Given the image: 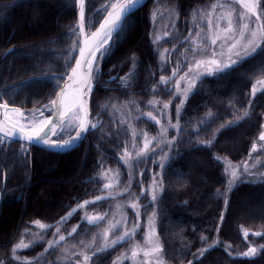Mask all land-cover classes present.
Wrapping results in <instances>:
<instances>
[{
	"label": "trees",
	"instance_id": "obj_1",
	"mask_svg": "<svg viewBox=\"0 0 264 264\" xmlns=\"http://www.w3.org/2000/svg\"><path fill=\"white\" fill-rule=\"evenodd\" d=\"M213 1L148 0L130 14L119 39L113 37L112 51L100 62L103 75L94 81L90 100L92 118L100 111L99 106L107 105L99 117L101 127L89 132L76 148L52 152L31 146L25 156L21 146H28L23 143L11 141L0 146V189L6 188L1 192L0 260L7 264L11 249L23 230L37 220L52 227L46 228L42 240L34 242L28 249L17 251V255L29 259L43 254L34 264H53L63 247L75 245L81 248V240L87 244L93 236L98 238L113 204L126 199V195L118 199L107 198L86 207L95 213L108 210L105 220L97 225L82 223L81 209L75 211L60 229L68 233L69 227L79 224L77 232L67 235L60 248L44 252L47 238L60 224L61 218L76 209L77 204L103 192V182L95 180L102 171L118 172V188H128L129 174L120 160L128 133L114 123L115 115L109 107L112 104H138L141 110H145L146 103L152 98L172 99L164 90L169 86L159 85V77L169 76L176 61L181 60L179 52L186 47L181 41L191 28L192 12ZM108 2L85 0L87 32L102 20L106 13L98 9ZM156 6L176 9L175 28L167 38L158 42L152 38V13ZM77 16L75 0H0V102L7 100L10 106L29 113L53 98L54 82L40 78L64 72V61L75 39L70 29L76 26ZM173 46L176 50L169 52V56L161 53L163 49L170 51ZM165 55L166 65L162 64ZM262 61L264 54H258L228 75L206 77L202 85L198 84L182 111L181 132L177 134L174 128L168 130V138L176 137L178 142L170 152L172 158L163 172L153 164L152 158L133 162L129 196L140 195L141 189L150 181L152 169L164 178L160 199L152 205L145 193L139 201L141 227L134 238L94 256L89 264H113L132 241L142 240L146 220L153 208L157 213L156 231L164 244L166 263L188 264L191 260L192 264H264V251L254 258L241 255L250 244L264 245V181L238 182L228 192L227 205L221 195L226 187L222 159L235 163L243 161L249 157L253 143H259L264 120V92L257 91L253 97L252 87L258 79L264 78V72L260 71ZM133 70L136 75L129 81L131 87L125 88L119 78L126 77ZM112 77L117 79L113 81ZM153 85L158 86L155 93ZM176 103L177 100H173L170 107L173 121ZM245 109L250 113L249 118L221 127L242 116ZM209 111L218 118L201 123ZM134 128L152 135L158 130L155 123L143 117L134 120ZM207 140H212L211 146L201 143ZM252 155L261 156L262 151L252 152ZM217 157L221 159L217 160ZM88 180L92 182L86 183ZM126 211L131 221L132 212L127 208ZM221 215L223 222L220 221ZM244 230L249 233L247 238ZM255 232L262 235L255 236ZM202 237L206 239L202 240ZM205 248L208 251L201 255ZM120 264L130 262L124 260Z\"/></svg>",
	"mask_w": 264,
	"mask_h": 264
},
{
	"label": "snow or ice",
	"instance_id": "obj_2",
	"mask_svg": "<svg viewBox=\"0 0 264 264\" xmlns=\"http://www.w3.org/2000/svg\"><path fill=\"white\" fill-rule=\"evenodd\" d=\"M75 3L79 5L78 23L75 27L70 29V33L75 39L72 41L71 47L68 51V56L64 61V72L60 75H52L50 77H41L40 79H48L54 82L53 94L54 98L50 99L47 104L40 109H33L29 113H25L19 107H10L9 102L4 100L0 103V146L6 143H11L14 137H19L21 141L27 143L28 147L21 146L23 155L28 154V150L32 145H44L46 148L64 149L71 148L74 143L87 138L89 132H94L101 127V121L99 117L103 111L107 108V105H101L100 111L97 112L95 118L91 117V110L89 108L88 97L93 91V82L98 80V77L103 75L100 69V62L104 57L112 51L113 37L115 35L118 40L120 33L124 31L127 26L128 18L130 14L137 8L139 0H109L108 3L102 5V10L106 13L102 22L99 23V27L95 31L86 32V15H85V0H75ZM236 5L240 8L237 10ZM217 9L219 13L217 14ZM157 10H154L152 15L153 19L157 15ZM171 13H175V9L169 10ZM192 24L195 26V35L193 30H189V34L181 44H189V47L184 49V52L180 53L183 57L182 60H177L171 69V76L160 75L159 85L166 86L173 84L172 88H165L164 90L172 97L168 101H160L155 98L148 101V106L152 111L147 113H141L147 120L160 125L159 134L157 136L149 137L147 132H143V147L136 152V159L138 162H143L145 159H150L148 155L151 151L155 155V148H150L155 142V147L159 148L161 145L168 147L169 152L174 148V145L178 142L176 137L168 139L169 128H174L179 134L181 128V114L185 108V104L188 101L190 95L194 94L197 90L198 84L202 85L203 80L206 77L219 78L224 75H228L230 72L235 71L241 67L244 62L251 58H254L258 54H264V0H231L229 3H214L211 5L210 12H204L202 9H196L192 12ZM204 22V26L198 23L197 20ZM175 28V25H173ZM110 41L112 43H110ZM78 49V58L74 55ZM175 47L171 51H175ZM165 54H170L169 50L165 49ZM75 61L74 65L72 61ZM132 63L135 66L136 61L133 58ZM167 55H165L162 64L166 65ZM186 69V70H185ZM166 70V69H162ZM260 71L264 72V61L261 62ZM183 73V74H181ZM135 71H131L126 77L119 78L121 84L125 88H130L129 81L135 77ZM178 77V78H177ZM117 78H112L115 81ZM63 82V86H61ZM183 84V87L181 85ZM259 86V87H258ZM153 93L158 90L157 85H153ZM257 91L264 92V78L258 79L252 87V96L254 97ZM173 100H178L175 105V123H173V117L169 112L170 106ZM129 104H136L135 101H128ZM249 101V105H251ZM116 106L113 105V108ZM136 111L140 112L139 105H136ZM156 112V115L153 112ZM45 112L50 115L45 116ZM235 114V113H234ZM167 118V125L161 123L160 118ZM250 113L247 109L244 110L242 116H237L235 121H228L227 124L221 125L222 128L229 127L236 122L249 118ZM140 117H135L139 119ZM213 113L209 111L201 123L209 120L217 119ZM122 122V121H121ZM75 135H72V132ZM219 131V129H217ZM67 133L65 139L61 133ZM199 130L197 129V135ZM137 135L135 129L132 130V136L135 138ZM58 136V139H52V137ZM261 146L264 147V124L261 125V130L258 136ZM205 146H211L212 140L201 141ZM135 147V145H134ZM257 143L254 142L252 149L249 153L251 157L252 152H256ZM163 151V149H161ZM169 152H164L160 155L158 166L161 169V173L166 167L167 162L172 158ZM131 153L125 148L124 152L120 156V160L125 165L132 168ZM217 157V160H220ZM154 163L156 161H153ZM224 172L226 174L227 189L225 193L221 195H227V192H231L233 187L242 181L245 176L252 180L264 181V172L254 171L256 165H249L247 161H244L242 165L233 164L231 161L225 159ZM102 166V162H101ZM111 171V170H109ZM119 173H115L111 176L107 172H102L100 176L96 177L97 183L107 181L103 185V189L108 192V197L96 196L94 200H84L83 203L77 204L76 209L69 212L67 216L62 217L60 223L67 221L72 217L73 213L79 209H84L88 205L95 204L97 201H101L107 198H114V195H122V193H115L114 189L118 185ZM159 176V178H157ZM133 179L132 172H129V185L125 188V191H129L131 187V181ZM163 176L160 174L153 176V182L149 191L151 204L155 205L160 199V195L164 191ZM92 180L86 181L91 183ZM6 191L0 189V192ZM219 192V190H218ZM145 190L142 188L139 196H136L134 200L128 205L135 212V220L131 222L129 227V218L123 212V205H117V208L121 210L120 220L113 223L109 221L108 227L100 234L102 237V244L99 247H95L96 237L93 236L92 241L85 243L81 240L80 246L83 250L73 251L72 249L65 247L62 252V256L58 258L53 264H69V261L74 259V264H89L93 260V257H98V254L105 253L116 245L122 244L127 240H132L137 234V230L140 229V199L144 197ZM228 201L225 200L227 205ZM107 213L89 215L87 212L82 217V223L86 222L88 225H97L105 220ZM157 213L155 208L147 218V229L143 237V245L137 243L132 246L130 259L133 264H166L164 258V244L159 238V234L156 231ZM224 217L221 215L220 221L223 222ZM34 223L40 228H50L51 225H45L39 220ZM119 226V227H118ZM80 225H76L68 233L72 236L77 232ZM113 229L120 232L116 235ZM248 231L244 230V237H248ZM36 239L42 240L38 234H33ZM255 236H261V232L253 233ZM110 236L112 238H110ZM58 237V239L56 238ZM206 239L202 237V240ZM66 241V237L61 233L59 226L56 227L55 233H53V239L47 241V248L44 252L47 253L49 249L55 251L60 248L62 243ZM30 244L24 243L21 240L15 244L11 249L10 259L7 264H34L39 260L43 254L37 257L29 259L28 257H21L17 255L18 249H28ZM91 249V255L88 250ZM208 251L207 248L201 250V255ZM264 251V245L251 246L246 252L241 255L246 258H254ZM143 254V259H138L140 254ZM126 255L118 257L113 264H119L122 259H128ZM0 264H6L4 260H0ZM188 264H192V261H188Z\"/></svg>",
	"mask_w": 264,
	"mask_h": 264
},
{
	"label": "rangeland",
	"instance_id": "obj_3",
	"mask_svg": "<svg viewBox=\"0 0 264 264\" xmlns=\"http://www.w3.org/2000/svg\"><path fill=\"white\" fill-rule=\"evenodd\" d=\"M112 2H114V0H112ZM217 2H220V3H229L231 2V0H214L212 3H210L207 7H204V8H199V9H202L204 12H210L211 11V5L214 4V3H217ZM236 8L237 10H239L240 6L239 5H236ZM157 15L155 17V20L153 19V15H152V21H153V35H152V38H153V41L155 42H158L162 39H165L167 38L172 30H173V25L175 24L176 22V12L175 13H171L169 10L170 9H174L173 7H161V6H156L154 10H157ZM153 10V11H154ZM176 10V9H175ZM219 9H217V14L219 13ZM198 23H201V26H204V22H201V21H198ZM191 30H193V35H195V26L192 24L191 25ZM189 34V32H188ZM187 34V36H188ZM186 36V37H187ZM174 47L176 46H173L171 49H170V53L173 52L171 51ZM189 47V44L186 43V47H184L182 50H180L179 52V55L178 57L181 58V60L183 59V57L180 55V53L184 52V49ZM176 49V48H175ZM161 53L162 54H165V49L161 50ZM168 56L170 54H167ZM186 70V69H185ZM172 73H170L169 76H171ZM183 74V73H181ZM178 78V77H177ZM169 87L168 88H172L173 87V84H169L168 85ZM181 87H183V84L181 85ZM259 87V86H258ZM153 99V98H152ZM157 100H160L159 98H155ZM163 102V100H160ZM168 101V100H167ZM177 103H178V100H177ZM47 104V103H46ZM113 105H115L116 107L113 108ZM137 105V104H136ZM136 105H133V106H128V105H120V104H112L109 108L111 109L112 113L115 115V119H114V123H118L121 127H123L125 129V131L128 133V141H127V145H126V148L127 150L132 154L131 155V163H132V168L129 169V167L127 165H125L122 161V163L124 164L128 174L129 172L133 170V162L136 159V152L143 147V135L142 133L143 132H146L145 130H142V131H139L137 129L134 128V120H135V117H143L145 118L144 116L141 115V113H147L148 111H152V109L148 106V102L146 103L147 105V109L145 110H141L140 109V112H137L136 111ZM44 106V105H43ZM43 106L41 108H43ZM171 107V106H170ZM139 108H141V106H139ZM169 112H170V109H169ZM28 113V112H26ZM50 113L48 112H45V116H48ZM154 115H156V112L154 111L153 112ZM160 118V117H158ZM161 119V123L167 125V118H160ZM122 121V122H121ZM173 123H175V121H172ZM154 123V122H153ZM263 124H264V120H263ZM157 132L156 134L152 135V134H149L148 132V135L149 137H152V136H157L159 134V130H160V125H157ZM135 129L137 135L136 137L134 138L132 136V130ZM170 129V128H169ZM75 132L73 131L72 132V135L74 134ZM64 138L66 139L67 138V133H61ZM55 139H58V136H56ZM169 139V138H168ZM135 145V147H134ZM150 148H155V155L152 154V152L150 151L149 152V156L152 158V162L153 161H156L155 163L153 162V164H157L158 165V161H159V157L160 155H163L164 152H169V149L168 147L164 146V145H161L159 148H156L155 147V142H153V145L150 146ZM161 149H163V151H161ZM125 148L123 149L122 153L124 152ZM261 150L262 151V155L258 156V155H252L251 154V157H248L247 159L243 160V161H240L238 163H235V162H232L233 164H239V165H242V163L244 161H247L249 163V165H252V164H255L256 167L255 169H253L254 171H258V172H264V165H263V161H264V147L261 146V142L257 143V150ZM169 155H170V152H169ZM263 157V158H262ZM225 159H222V161H224ZM102 172H107L109 176L113 175L114 173H112L111 171L109 170H106V171H102ZM101 172V173H102ZM100 173V174H101ZM99 174V176H100ZM158 172L157 171H153L152 169H150V181L148 183V185L146 187H144L143 189L145 190V193L148 195V198H149V201L151 202V199H150V195L148 194L149 191H150V188H151V185H152V182H153V176L154 175H157ZM226 175V174H225ZM157 178H159V176H157ZM242 181H260L259 179H256V180H252L248 177H244L242 178ZM103 185L105 182L107 181H103ZM119 184V183H118ZM103 185H102V188H103ZM119 185L116 186V188L114 189V194L115 193H122V195H114V198H119L121 196H127L126 199H121V200H117L115 201V203L113 204L112 206V211H111V214L109 216V218L107 219L106 221V225L99 231V234H98V238H96V241H95V247H99L101 244H102V237H101V233L103 232V230L105 228L108 227V223L109 221H112L113 223H115L116 221L120 220V217H121V210L117 208V205H123V212L128 216L127 214V211H126V208L129 209L131 212H132V219L129 223V227H131V222L135 220V212L128 206L130 205V203L134 200V198L136 197H131L129 196L128 194V191H125V187L123 188H118ZM226 189H227V183H226V187H225V190H224V193L226 192ZM227 195H228V192H227ZM227 195H223L224 198L226 199ZM98 196H105V197H108V192L105 191L103 189V192L98 195ZM95 198L93 199H90V200H94ZM141 205V204H140ZM87 212L89 215H95V214H98V213H95V212H91V211H88L87 208H84V209H81V219L84 215V213ZM104 213H108V210L106 209L103 213H99V214H104ZM151 214V213H150ZM43 223V222H42ZM139 223H140V220H139ZM45 224V223H43ZM62 223H60L58 226L60 227ZM47 225V224H45ZM76 226V225H72L71 227H69L68 229V233L71 232V229ZM119 227V226H118ZM147 229V220H146V224H145V231ZM56 231V228L54 230L53 233H55ZM138 231V230H137ZM45 232H46V228L45 229H40L34 222L30 223L24 230H23V233L22 235L20 236L19 240L15 243H19L21 240L24 241V243L26 244H33L34 242H37L39 239H36V237L33 235V234H38L40 237H44L45 235ZM113 232L116 233V235H119L120 232L116 231V229H113ZM53 233L50 235L49 238H47V241L53 239ZM61 233L65 235V237L68 235V233L64 232V230H61ZM145 234V232H144ZM144 237V235H143ZM58 239V237H56ZM110 238H112L110 236ZM141 244L143 245V239L142 240H136V241H132L130 246L120 255V257L122 255H126L127 257H129L128 259H122L119 261V264L124 261V260H128L130 262V264H133L132 260L130 259V256H131V249H132V246L134 244ZM251 246H259L257 244H250L249 247ZM248 247V248H249ZM65 247H63L61 249V252H60V255L58 258H60L62 256V252H63V249ZM69 249H72V247H67ZM247 248V249H248ZM19 250H22V249H18L17 251ZM73 251H81L83 250L82 248H78V247H75V249H72ZM90 250V249H89ZM88 250V252H89ZM247 250H245L246 252ZM242 254V253H241ZM57 258V260H58ZM138 259H143V254L141 253L140 256L138 257ZM56 260V261H57ZM117 260V259H116ZM115 260V261H116ZM69 264H74V259L69 261ZM166 264H169V263H166Z\"/></svg>",
	"mask_w": 264,
	"mask_h": 264
},
{
	"label": "water",
	"instance_id": "obj_4",
	"mask_svg": "<svg viewBox=\"0 0 264 264\" xmlns=\"http://www.w3.org/2000/svg\"><path fill=\"white\" fill-rule=\"evenodd\" d=\"M148 0H139V3L137 4V8L135 9V10H133V12H135L137 9H139L140 7H142L146 2H147ZM77 9H78V13H79V5H77ZM132 12V13H133ZM131 13V14H132ZM106 15V14H105ZM78 19H79V17L77 16V23H78ZM102 20H103V18H102ZM102 20L100 21V22H102ZM99 22V23H100ZM76 23V24H77ZM99 27V24L92 30V31H95L96 30V28H98ZM85 30H86V27H85ZM92 31H90V32H92ZM86 32H87V30H86ZM77 58H78V56H79V52H78V49L76 50V55H75ZM74 63H75V61H73V65H74ZM113 78V77H112ZM111 78V79H112ZM61 86H63V82H61ZM94 88H95V83L93 82V90H94ZM93 92V91H92ZM91 95H92V93L90 94V96L88 97V100H89V108H90V110H91V106H90V100H91ZM53 98H54V96H53ZM0 103H2V102H0ZM10 107H12V106H10ZM50 115V114H49ZM90 118H92V111H91V117ZM75 135V133L73 134V136ZM56 138V136L55 137H52V139H55ZM12 141H17V142H20V143H23V144H26L27 145V143L26 142H24V141H21L20 139H19V137H14L13 139H12ZM84 141V139L83 140H81V141H77L76 143H74L73 145H72V147L71 148H64V149H56V148H51V149H49V148H46V146H44V145H32V146H36V147H39V148H42V149H45V150H49V151H52V152H67V151H70V150H72V149H74V148H76L78 145H80L82 142ZM3 181H4V179H3ZM1 208H2V194H1V192H0V212H1Z\"/></svg>",
	"mask_w": 264,
	"mask_h": 264
}]
</instances>
